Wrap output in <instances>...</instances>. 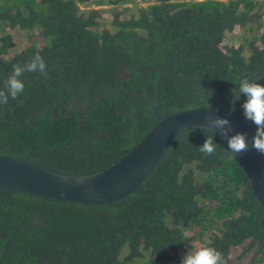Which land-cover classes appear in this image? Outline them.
Here are the masks:
<instances>
[{
    "label": "trees",
    "instance_id": "16d2710c",
    "mask_svg": "<svg viewBox=\"0 0 264 264\" xmlns=\"http://www.w3.org/2000/svg\"><path fill=\"white\" fill-rule=\"evenodd\" d=\"M94 1L0 0V90L33 54L47 65L44 74L25 72L24 91L0 105V151L59 172H92L154 124L156 90L159 118L203 105L230 112L238 75L264 77V35L247 54L221 44L226 29L264 24V0H147L128 17L115 11L114 30L99 28V10L80 7ZM13 27L26 42L9 55ZM244 99L236 109L254 134ZM208 135L203 127L181 132L129 202L0 189V264H180L179 252L195 241L228 264H264V209L221 137L214 154L199 151ZM247 238L254 256L240 262L243 250L230 259Z\"/></svg>",
    "mask_w": 264,
    "mask_h": 264
},
{
    "label": "water",
    "instance_id": "95a60500",
    "mask_svg": "<svg viewBox=\"0 0 264 264\" xmlns=\"http://www.w3.org/2000/svg\"><path fill=\"white\" fill-rule=\"evenodd\" d=\"M244 74L238 75L234 89ZM157 95L156 90L154 124L130 149L106 167L82 174L64 173L0 151V189L66 202L114 203L120 199L129 202V194L155 167L174 138L188 128L207 126L206 117L219 116L230 121L233 133L247 134L249 150L233 155L246 175L253 195L264 209V155L252 147L254 134L240 118L235 102H231L230 112L203 105L176 110L159 118L155 108Z\"/></svg>",
    "mask_w": 264,
    "mask_h": 264
},
{
    "label": "clouds",
    "instance_id": "9594fccd",
    "mask_svg": "<svg viewBox=\"0 0 264 264\" xmlns=\"http://www.w3.org/2000/svg\"><path fill=\"white\" fill-rule=\"evenodd\" d=\"M145 1L147 4L149 1ZM47 65L44 58L37 52L24 64H16L13 66L12 74L5 82V90H0V105H6L9 97L16 99L19 94L24 91V82L20 79L25 72H39L44 74ZM262 76L249 78L243 76L240 78L235 89H233V97L231 102L240 101L244 97L241 108L246 120L255 126V133L252 138V147L264 155V84L259 83ZM211 107V106H210ZM209 107V108H210ZM208 129L214 134L206 136L204 143L199 146V151L205 155H212L216 152L217 143L215 137L219 135L226 140L227 149L235 156L249 150V142L246 133L235 132L231 123L226 118L219 116L206 117ZM222 254L212 246L205 245L188 251L181 259L180 264H222Z\"/></svg>",
    "mask_w": 264,
    "mask_h": 264
},
{
    "label": "rangeland",
    "instance_id": "374dc122",
    "mask_svg": "<svg viewBox=\"0 0 264 264\" xmlns=\"http://www.w3.org/2000/svg\"><path fill=\"white\" fill-rule=\"evenodd\" d=\"M114 5L115 4L111 3L110 0H103V1L96 0L90 4L82 3L80 4V7L81 8L89 7L99 10L101 14L98 17L99 28L100 29L107 28L109 30H114V26L112 24V18L115 11H119L118 14L119 18L128 17L130 13L132 12L135 13L138 7L146 6L147 2L140 0H131V1L122 2L120 3V6L117 7H113ZM122 7H127V8L122 9ZM261 11L264 18V6L262 7ZM249 24L250 23H247L246 25ZM242 29L243 27L239 25H235V27L230 30L226 29L224 31V36L221 41L222 46H226V45L238 46L241 44L243 48V52L247 54L248 52L247 46L249 45L248 43L249 41H252L253 44L256 45L261 44L260 37L261 35H264V24L258 30L247 28L246 32H243ZM6 32L12 35V39L15 42V46H13L12 49L9 51V55L11 54L15 55L16 52L19 53L20 50L25 46L26 41L23 40L24 36H22V32H24V30H18L17 27H13L6 30ZM193 244H194L193 246H187L179 252L181 254V257H183L188 251H192L199 248L204 244V242H194ZM241 251L243 252L242 254L244 256H241V258L239 259L240 262L249 261L250 258H252V256H254L255 253V251L252 248H250V246H248V241H246L244 243L231 247L227 255L230 259H234L238 254H241ZM222 264H228L227 260L223 258Z\"/></svg>",
    "mask_w": 264,
    "mask_h": 264
},
{
    "label": "flooded vegetation",
    "instance_id": "af4514ba",
    "mask_svg": "<svg viewBox=\"0 0 264 264\" xmlns=\"http://www.w3.org/2000/svg\"><path fill=\"white\" fill-rule=\"evenodd\" d=\"M262 16H263V15H262ZM262 19L264 20V18H262ZM153 106H154V102H153ZM152 112H153V109H152ZM201 183H202V182H199V181L196 182L197 185H200ZM250 240L252 241V239H248V238H247V239L245 240V242L248 241V244H251ZM193 242H194V241H193ZM195 242H196V241H195ZM197 242H198V241H197ZM200 242H201V241H200ZM18 264H27V263H25V262L22 263L20 260H18Z\"/></svg>",
    "mask_w": 264,
    "mask_h": 264
}]
</instances>
